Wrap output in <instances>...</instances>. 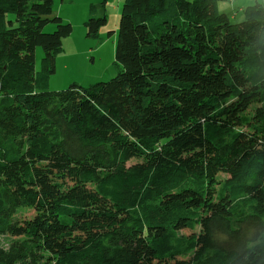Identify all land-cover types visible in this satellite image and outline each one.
I'll return each mask as SVG.
<instances>
[{
	"label": "trees",
	"instance_id": "obj_1",
	"mask_svg": "<svg viewBox=\"0 0 264 264\" xmlns=\"http://www.w3.org/2000/svg\"><path fill=\"white\" fill-rule=\"evenodd\" d=\"M217 2L124 0L121 71L55 92L71 25L0 0V264H264V2Z\"/></svg>",
	"mask_w": 264,
	"mask_h": 264
},
{
	"label": "rangeland",
	"instance_id": "obj_2",
	"mask_svg": "<svg viewBox=\"0 0 264 264\" xmlns=\"http://www.w3.org/2000/svg\"><path fill=\"white\" fill-rule=\"evenodd\" d=\"M123 1L54 0V16L70 24L72 33L62 41V51L55 58V71L48 76V91H62L73 84L89 86L99 81L107 82L121 71L115 61V49ZM256 1L262 3V0H219L218 5L221 12L228 14L232 23H239L243 19L239 9L251 7ZM91 6L95 8L97 18L105 19L97 37H87L84 26L90 17ZM232 13H235V18ZM53 31L54 26L51 24L45 28L47 33ZM42 57V49L37 47L34 56L36 74L42 71ZM29 214V211H24L25 216Z\"/></svg>",
	"mask_w": 264,
	"mask_h": 264
},
{
	"label": "crops",
	"instance_id": "obj_3",
	"mask_svg": "<svg viewBox=\"0 0 264 264\" xmlns=\"http://www.w3.org/2000/svg\"><path fill=\"white\" fill-rule=\"evenodd\" d=\"M219 1V0H218ZM53 2H54V0H53ZM219 3L217 2V6H218V9H219V5H218ZM221 9H223V8H221ZM243 9L242 8H240L239 9V11L241 12ZM225 14H227V13H225ZM227 16H228V14H227ZM232 17H236V15H235V13H232ZM80 86H83V85H80ZM84 87V86H83Z\"/></svg>",
	"mask_w": 264,
	"mask_h": 264
},
{
	"label": "clouds",
	"instance_id": "obj_4",
	"mask_svg": "<svg viewBox=\"0 0 264 264\" xmlns=\"http://www.w3.org/2000/svg\"><path fill=\"white\" fill-rule=\"evenodd\" d=\"M262 2H264V0H262Z\"/></svg>",
	"mask_w": 264,
	"mask_h": 264
}]
</instances>
